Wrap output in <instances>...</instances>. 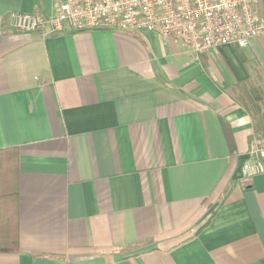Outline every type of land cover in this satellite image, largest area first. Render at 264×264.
I'll return each mask as SVG.
<instances>
[{
	"label": "crops",
	"instance_id": "0c3cea01",
	"mask_svg": "<svg viewBox=\"0 0 264 264\" xmlns=\"http://www.w3.org/2000/svg\"><path fill=\"white\" fill-rule=\"evenodd\" d=\"M56 8L0 0V191L16 192L0 264H264V172L242 175L264 138V34L197 53L14 26Z\"/></svg>",
	"mask_w": 264,
	"mask_h": 264
},
{
	"label": "built area",
	"instance_id": "2783aa9c",
	"mask_svg": "<svg viewBox=\"0 0 264 264\" xmlns=\"http://www.w3.org/2000/svg\"><path fill=\"white\" fill-rule=\"evenodd\" d=\"M263 0H56L53 17L15 13L22 32L48 29L50 34L117 30L155 34L197 53L217 52L226 45L248 48L264 34ZM244 178L264 172V138L248 152Z\"/></svg>",
	"mask_w": 264,
	"mask_h": 264
},
{
	"label": "trees",
	"instance_id": "16d2710c",
	"mask_svg": "<svg viewBox=\"0 0 264 264\" xmlns=\"http://www.w3.org/2000/svg\"><path fill=\"white\" fill-rule=\"evenodd\" d=\"M254 95L256 98H254V99L251 98L248 101V103H252V102L254 103L258 98H259V100L261 99V96H259V91L257 92L255 90ZM2 151H4V150H0V169H2V171L5 173L11 172V173H7V174H12L13 167H12V165L7 166L6 163L3 162L4 153ZM1 163H3V165ZM3 190L5 192L0 191V204L3 201L7 202L8 198L11 199V197H14V195L16 196V192L12 189L9 192L6 191L7 189H3ZM12 192H14V193H12ZM1 231L3 233L2 234L0 233V250H8L9 248L14 247V245L16 244V224H14L11 219H5V217L3 215H0V232Z\"/></svg>",
	"mask_w": 264,
	"mask_h": 264
}]
</instances>
